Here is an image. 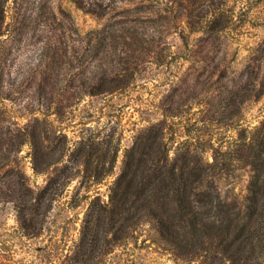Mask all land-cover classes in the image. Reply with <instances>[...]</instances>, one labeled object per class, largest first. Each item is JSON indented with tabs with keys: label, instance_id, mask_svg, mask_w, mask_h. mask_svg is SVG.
<instances>
[{
	"label": "rangeland",
	"instance_id": "rangeland-1",
	"mask_svg": "<svg viewBox=\"0 0 264 264\" xmlns=\"http://www.w3.org/2000/svg\"><path fill=\"white\" fill-rule=\"evenodd\" d=\"M14 1L7 4V22ZM49 1L72 16L81 38L106 31L105 48L95 51L89 65L124 80L113 93L72 103L44 99L36 82H23L20 75L12 98L0 97V109L15 125L39 115L52 146L59 137L65 140L52 150L58 155L65 147L61 159L47 169L35 167L30 138L0 165V264H208L211 257L202 251L180 257L150 218L118 243L101 231V248L92 250L86 213L95 196L110 207L129 148L153 125L164 129L171 160L187 150L191 165L202 171L201 210L221 212V199L244 200L255 178L246 144L264 125V0ZM42 43L14 42L13 77L28 60L39 59ZM32 105L38 106L35 112L29 111ZM7 137L4 148L11 147ZM87 139L94 141L88 165ZM20 168L33 198L20 197L9 187L13 180L3 177ZM49 182L59 187L57 195L40 198ZM259 261L264 264V253Z\"/></svg>",
	"mask_w": 264,
	"mask_h": 264
},
{
	"label": "trees",
	"instance_id": "trees-1",
	"mask_svg": "<svg viewBox=\"0 0 264 264\" xmlns=\"http://www.w3.org/2000/svg\"><path fill=\"white\" fill-rule=\"evenodd\" d=\"M8 2L0 0V97L12 98V86L20 75H25L23 82H36L38 95L58 102L76 103L86 95L113 93L121 87L124 78L107 68L102 67L99 72L92 69L96 65H89L96 60L95 51L105 48L103 35L106 31L81 38L72 16L63 10L57 12L49 0H15L12 21L7 22ZM28 38L43 42L38 48L39 59L28 60L27 66L18 68L13 77L10 57L14 42ZM76 62L86 64L87 68L80 69ZM36 109L38 106L32 105L29 111ZM256 131L246 144L252 151L246 161L253 165L255 177L246 197L241 203L221 199V212L213 213L201 210L198 205L204 180L202 171L191 165L193 158L188 151L171 160L165 131L160 125H153L141 133L129 148L124 169L113 184L110 207L104 206L98 196L90 202L84 223V231L90 232L87 242L90 248H101V231L111 234V241L118 243L132 228L150 218L162 240L180 257L189 258L202 251L211 257L208 264H261L259 260L264 253V125ZM3 134L11 140V147L4 148ZM27 138L31 139L38 170L57 163L64 154L65 147L60 154L53 155L55 146L65 140L59 137L52 146L54 139L46 119L36 115L24 125H15L7 112L0 109L2 167L11 151L18 150ZM93 146L94 141L87 139L83 150L87 165L94 154ZM96 167V178H100L101 171L98 165ZM4 176L13 180V186L9 187H14L20 197L33 198V190L21 168L7 170ZM58 191L59 187L49 182L40 198H55ZM3 193L2 190L0 194Z\"/></svg>",
	"mask_w": 264,
	"mask_h": 264
}]
</instances>
